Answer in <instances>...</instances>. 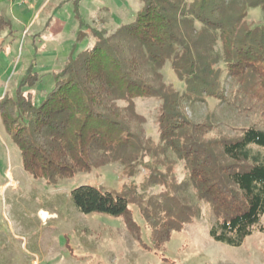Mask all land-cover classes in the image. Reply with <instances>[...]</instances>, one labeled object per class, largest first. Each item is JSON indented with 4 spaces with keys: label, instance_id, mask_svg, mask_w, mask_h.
I'll use <instances>...</instances> for the list:
<instances>
[{
    "label": "trees",
    "instance_id": "1",
    "mask_svg": "<svg viewBox=\"0 0 264 264\" xmlns=\"http://www.w3.org/2000/svg\"><path fill=\"white\" fill-rule=\"evenodd\" d=\"M141 2L134 20L112 34L91 29L94 44L75 57L69 54L37 103L32 88L41 76L31 62L14 91L0 97V119L19 149L23 170L34 179L51 183L109 163L121 165L132 177L141 166L147 170L143 184H159L167 189L165 195L171 191L178 201L187 204L192 188L215 218L210 238L237 247L247 236L264 232V22L250 27L243 22L249 8L260 7L264 13V0ZM191 20L198 21L206 34L217 31L226 75L251 103V116H257L233 135L209 136L215 124L194 123L180 110V102L190 96L224 100L214 58H193L181 29V22L190 26ZM7 29L9 22L0 13V33ZM205 38L202 34L200 42ZM168 60L185 84L183 93L162 81L159 69ZM137 98L160 101L159 144L153 147L143 139ZM150 153L153 164L144 163ZM176 161L183 162L187 172L179 183L170 174ZM165 163L166 171L161 172L159 165ZM70 198L81 214L122 217L133 236L139 233L125 195L81 185L70 191ZM154 222L153 246L161 247L171 228L167 222Z\"/></svg>",
    "mask_w": 264,
    "mask_h": 264
},
{
    "label": "rangeland",
    "instance_id": "2",
    "mask_svg": "<svg viewBox=\"0 0 264 264\" xmlns=\"http://www.w3.org/2000/svg\"><path fill=\"white\" fill-rule=\"evenodd\" d=\"M184 1L189 4L193 0ZM142 5L141 0H0V13L9 22V29L0 33V97L14 91L33 62L41 76L32 88L37 103L51 87L52 73L63 67L69 54L73 52L71 56L75 57L94 44L91 29L110 35L131 23ZM243 22L248 27L260 25L264 13L260 7L249 8ZM189 24L181 22L180 26L193 58H214L211 61L219 70L224 100L190 96L180 102V110L194 123L215 124L209 136L233 135L257 116H251V103L226 75L217 31L206 34L198 21ZM202 34L206 36L204 43L200 42ZM193 42L199 44L193 46ZM159 73L168 89L185 91L170 60ZM134 103L143 118V139L148 146L159 144L156 120L160 101L137 98ZM171 158L175 159L172 154ZM154 159L147 154L144 163L153 164ZM166 165H159L161 172L166 171ZM137 168L132 177L122 172L121 165L109 163L51 183L34 179L23 170L19 149L0 119V264H264V232L247 236L237 247L213 241L209 227L215 218L209 205L197 201L192 188L186 204L171 191L165 195L167 189L159 184H143L147 170ZM170 174L175 182L183 181L187 175L183 162L176 161ZM81 185L125 195L132 220L139 228L137 236L129 232L122 217L78 212L70 191ZM154 221L167 222L171 228L169 239L161 247L153 246ZM261 224L264 226V216Z\"/></svg>",
    "mask_w": 264,
    "mask_h": 264
}]
</instances>
